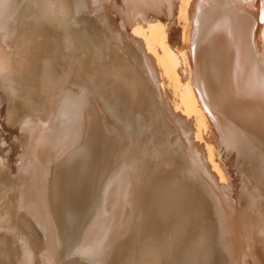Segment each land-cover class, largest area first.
Returning a JSON list of instances; mask_svg holds the SVG:
<instances>
[{"label": "rangeland", "instance_id": "obj_1", "mask_svg": "<svg viewBox=\"0 0 264 264\" xmlns=\"http://www.w3.org/2000/svg\"><path fill=\"white\" fill-rule=\"evenodd\" d=\"M62 1L0 0V56L6 59L8 63L7 66H10L7 69L12 70V76L9 77H6L7 69L0 72V264H71L70 262L73 261L75 263L77 262V264H82L83 262V264H85V262L87 264H111V262L113 264H124L125 261V264H171L175 262V264H206V262L207 264H214L217 262V264H264V221H262V219L264 220V147H262L264 131L260 132L255 129L254 126L242 120L239 115H236L233 108L228 107L230 105L226 103L222 105L223 107L221 106V108H219L225 115L222 116L220 111L219 114L221 117L218 119L219 114L209 109L206 101L202 98L204 95L200 93V83L198 79L199 69L197 64V55L198 53L201 54V46L205 42V38L208 37V33L210 35V32L220 26L222 33L220 34L221 36L218 35L220 39L222 36L224 37V34L230 32L229 27L232 26L234 23L233 21L239 23V20H242L241 22H248L246 25V28H248L247 30L244 28V23L240 22L239 25H241L240 27L244 25L242 28L243 33L245 32L244 37L247 35L246 40L251 44L249 45V43H247L249 45L248 50L250 51L253 48L252 51L249 52V57H251L250 62L254 70H256L255 67L257 66V70L254 74L257 79H262L264 77V57L260 49V39L262 35L261 30L264 26V17L260 16L258 12L247 10L246 8V11H242V8L239 7L243 5L241 3L242 0H225V2L224 0ZM217 1L220 4H218ZM222 1L224 2L223 4L221 3ZM208 3L210 5L212 3V5H215L211 8ZM256 3H259L256 4L257 10H262L264 8V0L263 2L257 0ZM65 4H67V6ZM221 4L223 7H221ZM131 5L135 8L130 7ZM216 5L218 6L216 8L217 10L215 9ZM258 5L261 6L259 7ZM207 6L210 7L209 10ZM172 8L174 10H172ZM185 8L187 9L185 10ZM134 10H136V12ZM222 10H224V14H222ZM178 11L180 12L181 18L183 17L182 19H179L180 15ZM246 12L248 15H246ZM185 13H187L189 17H187ZM196 13L198 14L196 15ZM252 13L255 15V18L250 19V15L254 17ZM171 14L173 15L171 16ZM196 16V23H199L198 25L195 23ZM223 18L224 20H222ZM190 23L193 24L191 25ZM194 26L195 28L193 29ZM190 29L191 31H189ZM193 30L195 32H193ZM155 31H158L156 32L157 34ZM247 31L249 32V36L248 33L246 34ZM153 33L155 34V39L152 36L154 35ZM158 33L162 37L159 36ZM183 36L186 38L184 39ZM156 37L161 40L156 39ZM151 38L153 40H151ZM141 43L144 44L141 45ZM34 53L40 58L35 56ZM144 55L148 58L146 56L144 57ZM36 57L39 59L35 61ZM255 58L257 60H255ZM39 60H41V62ZM43 60L45 62H43ZM254 60L256 62L259 60L258 62L260 64H257ZM42 63L52 69V73L49 77L50 79L48 78L49 80H46V82H49H44L43 85L41 84L42 82L35 79L39 64ZM62 64H65V66H62ZM57 68L60 69L59 73ZM109 68H111L112 71ZM61 70H65L64 74ZM117 70H121V72ZM55 71H57V74L61 77L58 76ZM118 72L125 74H123L125 80H122L123 76L118 74ZM137 72L139 75H136ZM258 73L263 76L257 75ZM53 74H55L56 79ZM64 75L66 77L68 76V78L64 77ZM114 75L117 77L121 75L119 77L122 78L117 79ZM131 79L134 80L133 83H131ZM53 81L55 83H53ZM136 81H138V83ZM110 82L112 84H110ZM134 82H136L137 85L139 84L138 87ZM107 83H109V85ZM114 83H116L117 87ZM48 84L50 85L47 86ZM143 84L146 85V88ZM148 85L151 86L149 91L148 88L150 86ZM57 86L59 87L57 88ZM102 87L104 90H101L103 89ZM42 88L46 89L43 90ZM122 88L125 89L123 93L121 91ZM127 89H130L132 92ZM98 90H101L100 92L102 95H100L101 93H99ZM118 90L121 91V94H119ZM35 91L37 93H35ZM108 91L111 92V95ZM124 91L127 92L126 94H128V97L134 95L132 98L135 99L131 102L129 101L131 100V96L129 98L125 97L124 99L123 97L126 96ZM133 92L136 94H130ZM142 92L144 95L146 93V95L143 96ZM122 94H124V96ZM137 94H141L139 98H137ZM145 97H147V99H145ZM137 99L140 100L138 101L139 103L136 102ZM251 99H254V97L250 98V100ZM87 100H93L95 103L99 104L98 107L105 116V120H107L106 126L108 125L109 129L115 130L118 140L121 141H118L115 147L116 150L114 149L115 151L110 154V161L108 160L109 164L107 163L103 168L105 172L102 170L98 186H95L96 189L94 188L92 191L93 195H91L86 203L85 213L87 215H85L87 217L84 216L83 218L80 231L77 234L79 237L76 235V240L74 239L72 242L73 244L70 243L69 246L65 248V253L60 254L58 253V244L54 236L56 228L52 227L54 225L53 222V225L51 223L53 218H50L49 206L45 197H48V184L51 176L56 175L53 176L56 179L58 176L60 178L61 174L66 173V167H69L78 154L81 139L83 138L82 140H84L87 136L86 130L84 131L80 125L81 108ZM142 100H144V102ZM133 101H135V103H132ZM145 101L147 103L146 105ZM137 105L140 107H137ZM155 105L157 106L156 108L154 107ZM147 107L150 108L148 109ZM157 108L158 111L156 110ZM119 113L122 115H119ZM230 115L233 116L230 117ZM227 117L236 121L232 124L236 126V132L234 130L231 132L230 126H228V123L231 124V122H229ZM220 119H222V123H227L222 124ZM157 120H160L161 123ZM250 130L253 133H251ZM138 135H140V137ZM168 135H170V138ZM255 135L258 139V143ZM227 136L229 139L232 137L231 139L233 140H229ZM166 137L169 139L164 140ZM76 138L78 142L72 145L73 142L76 141ZM192 138L194 139L193 141L191 140ZM122 140L126 143H119L122 142ZM228 140L234 142L236 146ZM132 141L134 142L132 143ZM236 141L238 142L236 143ZM242 142L243 144H241ZM41 144H43V146L45 145L43 151L47 156L43 155V159L40 161L41 155L39 156L38 152ZM136 144L137 148L138 146L140 148L136 149ZM231 144H233L235 148ZM167 145H169V148ZM124 146L125 149L127 148V151H124L125 149L122 150ZM193 146L198 148L196 149V147L194 148ZM164 147L166 150L167 148L169 149L168 152H166ZM150 148L153 150H150ZM129 149L134 150L136 156L134 155L135 153ZM185 149L188 153H186ZM176 150L180 151L176 152ZM183 150L185 152H183ZM173 151L175 153H173ZM260 151L262 153H260ZM180 152L184 154L181 155ZM238 152H240L239 156L237 154ZM130 153L133 155H130ZM177 155H179V157ZM197 155L198 157L202 156L198 158ZM251 155L253 157H251ZM260 155L262 157H260ZM118 157L119 159H117ZM134 159L137 162L134 161ZM166 159L171 161V163ZM178 160L179 163H181L182 160L187 161V163L182 162L178 164ZM260 160L262 162H260ZM247 163L250 168H248ZM193 165L196 166L197 169L193 167ZM109 168L110 171H108ZM150 168H152V170ZM188 168L190 171L186 170L185 172V169ZM174 169H177V171ZM167 170L170 172L169 174L172 178L167 174ZM209 170L210 175L208 174ZM54 172H58L59 175ZM105 174L106 176L108 175L107 178L109 180L106 178ZM173 174L176 179L173 178ZM246 174L249 176H246ZM61 176L63 177V175ZM111 176L114 180H112ZM216 180L218 184H216ZM168 181L169 183H167ZM176 181L177 185L175 186ZM205 186L206 189L210 186L212 192H210V188L207 190L203 188ZM226 186H228V189ZM185 187L187 190L184 189ZM260 188L262 191H259ZM175 191L179 193L178 196ZM159 192L163 195L161 196ZM227 193L230 196H227ZM221 196H223V199ZM167 197L169 198L167 199ZM228 198L231 201L233 200V202L231 203ZM260 201H262V203ZM92 202L94 203L92 204ZM232 204L233 207L236 208V211L231 207ZM97 206L100 209L97 208ZM257 206H259V210ZM239 208L242 212L238 211ZM250 208L254 211L256 210V212L261 211L262 213H256L252 209L251 211ZM162 209H164L165 215L163 212H160ZM173 209L176 211H172ZM232 209L234 212H232ZM245 209L248 213H253H247L245 217L243 216V214L246 215L247 212H245ZM254 213L257 214H255L257 217L253 216ZM160 214L161 217H157L160 216ZM238 214L240 216H237ZM249 215L250 217H248ZM247 218L250 220L249 223H247ZM256 218L260 220L261 224L258 223L259 221ZM158 219H161V222ZM227 222H232V224L230 223L231 225H229ZM245 223L246 225H244ZM161 225H163V228L157 227ZM246 229L250 231L248 230V232ZM238 230L240 232L239 235L238 233L236 234ZM83 232L85 233L83 234ZM238 236L240 239H238ZM181 237H183V239ZM233 238H236V240ZM231 239L232 242H230ZM233 241L235 242V246ZM219 244H221V246ZM231 244H233L234 248H230V246H232ZM130 249L132 250L130 251ZM178 252L180 255L183 254L179 256ZM238 252H240V255H238ZM71 254H74V256ZM111 254L113 257H111ZM70 255L73 257V260ZM63 256L66 257L63 258ZM68 257L71 261H69ZM80 258L84 261L82 262ZM149 259L151 260L150 262ZM94 261H96V263Z\"/></svg>", "mask_w": 264, "mask_h": 264}, {"label": "bare ground", "instance_id": "obj_2", "mask_svg": "<svg viewBox=\"0 0 264 264\" xmlns=\"http://www.w3.org/2000/svg\"><path fill=\"white\" fill-rule=\"evenodd\" d=\"M28 1V0H27ZM30 1V0H29ZM62 1V0H61ZM65 1V0H64ZM260 1H262L263 2V0H260ZM25 2V1H24ZM63 2V1H62ZM61 2V3H62ZM67 2V1H66ZM174 2H177V1H174ZM173 2V3H174ZM181 2V1H180ZM212 2V1H211ZM214 2V1H213ZM216 2V1H215ZM218 2V1H217ZM224 2H225V0H224ZM223 1L221 2L222 4L224 3ZM246 2V3H245ZM245 2H244V0H242L241 1V3L243 4L242 6H246V7H242L241 5L239 6L240 8H242L241 10L242 11H246V9L247 10H251V11H255V12H258L259 14H260V16H263L264 17V8L262 9V10H260L259 8V10H257V6H256V4H259V3H256L257 2V0H245ZM172 3V4H173ZM201 3V2H200ZM60 4V3H59ZM198 4H199V2H198ZM209 4V3H208ZM207 4V5H208ZM213 4V3H212ZM210 5V7L212 8V6H214V5ZM218 4H220L219 2H218ZM221 4V5H222ZM229 4V3H228ZM66 6H67V4H65ZM64 5V6H65ZM140 5V4H139ZM138 5V6H139ZM174 5H175V3H174ZM202 5V4H201ZM201 5H200V8H201ZM220 5V6H221ZM235 5V4H234ZM23 6H24V3H23ZM134 6H135V4H134ZM137 6V7H138ZM140 6H142V5H140ZM173 6V5H172ZM259 7L261 6V5H258ZM264 6V5H263ZM262 6V7H263ZM130 7H133L132 5L130 6ZM180 7V6H179ZM208 7V6H207ZM210 7H208V10L210 9ZM218 6L216 5V7H215V9L217 8ZM221 7H223V5L221 6ZM227 7V6H226ZM22 8V7H21ZM61 8V7H60ZM63 8V7H62ZM133 8H135V7H133ZM140 8V7H139ZM164 8H166V7H164ZM164 8H163V10H164ZM169 8V7H168ZM174 8V7H173ZM172 8V10H174ZM196 8V7H195ZM199 8V7H198ZM239 8V9H240ZM246 8V9H245ZM187 8H185V10H186ZM207 9V8H206ZM23 10V9H22ZM141 10V9H140ZM139 10V11H140ZM166 10H168V9H166ZM200 10V9H199ZM214 10V9H213ZM217 10V9H216ZM215 10V11H216ZM257 10V11H256ZM19 11V10H18ZM135 12H136V10H134ZM165 11V10H164ZM182 11V10H181ZM184 11V10H183ZM220 11V10H219ZM218 11V12H219ZM168 12V11H167ZM169 12H171V11H169ZM179 12V11H178ZM206 12H208V11H206ZM211 12V11H210ZM213 12V11H212ZM224 12V10H222V14H224L223 13ZM232 12V11H231ZM160 13V12H159ZM158 13V14H159ZM173 13V12H172ZM199 13V12H198ZM198 13H196V15L198 14ZM219 13H221V12H219ZM218 13V14H219ZM249 13V12H248ZM136 14V13H135ZM134 14V15H135ZM147 14V13H146ZM170 14V13H169ZM174 14V13H173ZM173 14H171V16L173 15ZM179 15H180V12L178 13ZM186 15H187V13H185ZM209 14V13H208ZM213 14H214V12H213ZM216 14V13H215ZM234 14V13H233ZM253 14V13H252ZM144 15V14H143ZM176 15V14H175ZM212 15V14H211ZM211 15H210V17H211ZM230 15V14H229ZM246 15H248L247 14V12H246ZM254 15V14H253ZM133 16V15H132ZM158 16V15H157ZM169 16V15H168ZM222 16V15H221ZM251 16V17H250ZM250 16H248V17H250V19L251 18H255V15H254V17H252V15H250ZM256 16H258V15H256ZM134 17H136V16H134ZM175 17V16H174ZM178 17V16H177ZM184 17H185V15H184ZM187 17H189L188 15H187ZM186 17V18H187ZM220 17V16H219ZM223 17H224V15H223ZM243 17V16H242ZM244 17H245V15H244ZM157 18V17H156ZM155 18V19H156ZM181 18V15H180V17H179V19ZM183 18V17H182ZM181 18V19H182ZM221 18V17H220ZM220 18H218V19H220ZM256 18H258V17H256ZM188 19V18H187ZM196 19H197V16H196V18H195V23L197 22L196 21ZM201 19V18H200ZM211 19H212V17H211ZM214 19V18H213ZM241 19V18H240ZM246 19V18H245ZM244 19V20H245ZM259 19V18H258ZM77 20V19H76ZM157 20V19H156ZM174 20V19H173ZM193 20V19H192ZM199 20V19H198ZM209 20V19H208ZM217 20V19H216ZM222 20H224V18L222 19ZM239 20V19H238ZM247 20V19H246ZM253 20V19H252ZM264 20V19H263ZM262 20V21H263ZM175 21V20H174ZM173 21V22H174ZM177 21V20H176ZM179 21V20H178ZM214 21H215V19H214ZM221 21V20H220ZM240 22L242 21V20H239ZM156 22H158V21H156ZM171 22H172V19H171ZM171 22H169V23H171ZM200 22V21H199ZM208 22H210V21H208ZM207 22V23H208ZM234 23L232 24V26H230L229 28V31L230 32H228V33H226V34H224V37L222 36V38H220L219 39V37H218V35H220V34H222L221 33V28H220V26H218L217 27V29H215L214 31H212V32H210V35H209V33H208V37H206L205 38V42L202 44V42H201V44H202V46H201V49H202V52H201V54L200 53H198V55H197V64H198V69H199V71H198V79H199V83H200V93L201 94H203L204 96L202 97L205 101H206V104L209 106V109L210 110H212L213 112H215L216 114L218 113H220V111H221V113H222V110H220L219 108H221V106L224 104V103H226L227 105H230V106H228V107H231V108H233V110H234V112L236 113V115H239V117H241V119L242 120H244L245 122H248L249 124H251L252 126H254L255 127V129H257L258 131H264V77L262 78V79H260V78H258L257 79V77L255 76V74H254V72H256V70H257V66L255 67L256 68V70H254L253 69V65H252V63L250 62L251 60V57H249V52H251L252 51V47H253V45H252V47H250V48H252L250 51L248 50V46L249 45H251L249 42H247L248 40H246V36L244 37V33H243V27H244V25H245V30H247L248 28H246V25H247V23H245V22H241V23H244V25H242V27H240L241 25H239V23L238 22H236V21H233ZM251 22V21H250ZM260 22V21H259ZM177 23H179V22H177ZM194 23V22H193ZM192 23V24H193ZM206 23V24H207ZM263 23V22H262ZM156 24V23H155ZM168 24V23H167ZM174 24H176V23H174ZM191 24V23H190ZM191 24V25H192ZM197 24V23H196ZM199 24V23H198ZM197 24V25H198ZM177 25V24H176ZM176 25H174V26H176ZM208 25H209V23H208ZM248 25H250V24H248ZM258 25V24H257ZM260 26V25H259ZM54 27V26H53ZM154 27V26H153ZM156 27V26H155ZM163 27V26H162ZM167 27V26H166ZM168 27H169V25H168ZM209 27H210V25H209ZM248 27V26H247ZM250 27V26H249ZM74 28V27H73ZM189 28V27H188ZM195 28V26L193 27V29ZM205 28H206V26H205ZM251 28H252V26H251ZM259 28V27H258ZM186 29V28H185ZM184 29V30H185ZM208 29V28H207ZM206 29V30H207ZM256 29V28H255ZM136 30V29H135ZM134 30V31H135ZM183 30V31H184ZM211 30H212V28H211ZM250 30V29H249ZM248 30V31H249ZM258 30V29H257ZM257 30H256V32H257ZM133 31V32H134ZM137 31V30H136ZM135 31V32H136ZM161 31V30H160ZM164 31V30H163ZM189 31H191V29L189 30ZM246 32V34L248 33V36H249V32ZM156 32H158V31H155V33ZM193 32H195L194 30H193ZM192 32V33H193ZM252 32H254V33H256L255 31H252ZM79 33V32H78ZM161 33V32H160ZM186 33V32H185ZM152 34V33H151ZM154 34V33H153ZM157 34V33H156ZM159 34V33H158ZM187 34V33H186ZM191 34V33H190ZM207 34V33H206ZM252 34V33H251ZM261 39H260V42H261V51H262V55H263V57H264V26L262 27V30H261ZM142 35V34H141ZM185 35V34H184ZM59 36V35H58ZM135 36V35H134ZM140 36V35H139ZM153 37L155 36V34L154 35H152ZM158 36V35H157ZM159 36H161L160 34H159ZM186 36V35H185ZM221 36V35H220ZM251 36V35H250ZM252 36H254V35H252ZM162 37V36H161ZM200 37V36H199ZM255 37H256V35H255ZM136 38V37H135ZM146 38V37H145ZM183 38H184V36H183ZM186 38V37H185ZM184 38V39H185ZM245 38V39H244ZM154 39H155V37H154ZM156 39H158V40H161V39H159V38H157L156 37ZM189 39V38H188ZM201 39V38H200ZM221 39H223V40H221ZM149 40V39H148ZM151 40H153L152 38H151ZM250 40V39H249ZM252 40H253V38H252ZM252 40H250V41H252ZM259 40V39H258ZM58 41V40H57ZM136 41V40H135ZM198 41V40H197ZM138 42V41H137ZM253 42V41H252ZM94 43V42H93ZM160 43H162V42H160ZM247 43H249V45L247 44ZM255 43L257 44V41L255 40ZM136 44H139V43H136ZM142 44H144V43H141V45ZM194 44H196V43H194ZM254 44V43H253ZM153 45H154V43H153ZM160 45V44H159ZM147 46V45H146ZM258 46H259V44H258ZM155 47V46H154ZM257 47V46H256ZM140 48V47H139ZM52 49V48H51ZM99 49H100V47H99ZM60 50V49H59ZM150 50H151V48H150ZM259 50V49H258ZM144 51H145V49H144ZM143 51V52H144ZM166 51V50H165ZM153 52V51H152ZM167 52V51H166ZM198 52V51H197ZM259 52V51H258ZM147 53V52H146ZM145 53V54H146ZM150 53V52H149ZM148 53V54H149ZM248 53V54H247ZM253 53H256V52H253ZM101 54V53H100ZM147 54V55H148ZM251 54V53H250ZM257 54V53H256ZM259 54V53H258ZM34 55L35 56H38V55H36L35 53H34ZM255 55V54H254ZM58 56V55H57ZM146 55H144V57H145ZM194 56V55H193ZM39 57V56H38ZM147 57V56H146ZM151 57V56H150ZM166 57H167V54H166ZM257 57H259V56H257ZM40 58V57H39ZM39 58H35V61H36V59H39ZM46 58V57H45ZM148 58V57H147ZM146 58V59H147ZM160 58V57H159ZM57 59V58H56ZM41 60H42V57H41ZM41 60H39L40 62H41ZM148 60H152V59H148ZM147 60V61H148ZM159 60V59H158ZM165 60V59H164ZM255 60H257L256 58H255ZM254 60V61H255ZM263 60H264V58H263ZM154 61V60H153ZM156 61V60H155ZM195 61V60H194ZM259 61V60H258ZM256 62L257 64L259 63V62ZM262 61V60H261ZM260 61V62H261ZM39 62V63H40ZM43 62H45L44 60H43ZM57 62H58V60H57ZM57 62H56V64H57ZM196 62V61H195ZM254 62V63H255ZM63 63H65V62H63ZM157 63V62H156ZM159 63V62H158ZM255 63V64H256ZM261 63H263V62H261ZM7 62H6V59H4V58H2L1 56H0V72L2 71V70H6L8 67H10V66H7ZM44 63H42V64H39V67H38V69H37V72H36V77H35V79L36 80H38L39 82H42L41 84L43 85V83L44 82H46V80L50 77V75H51V73H52V69L49 67V66H45V65H43ZM260 64V63H259ZM55 65V64H54ZM65 66V64H62V66ZM67 65V64H66ZM55 66H57V65H55ZM59 66V65H58ZM158 66V65H157ZM61 67V66H60ZM259 67H260V65H259ZM67 68V67H66ZM124 68V67H123ZM196 68H197V65H196ZM261 68V67H260ZM58 69V73H59V68H57ZM61 69H63V68H61ZM110 70H111V68H109ZM117 69V68H116ZM119 69V68H118ZM150 69V68H149ZM160 69V68H159ZM264 69V68H263ZM11 71L12 70H10V69H7V71H6V77L8 76H12V73H11ZM61 71H63V70H61ZM67 71H69V70H67ZM112 71V70H111ZM117 71H119V72H121V70H117ZM159 71V70H158ZM56 72V74H57V71H55ZM64 72H65V70L63 71V74H64ZM118 72V74H121V73H119ZM125 72V71H124ZM197 72V71H196ZM260 72V71H259ZM263 72V71H262ZM60 73H62V72H60ZM114 73V72H113ZM138 73V72H137ZM136 73V75H139V73L137 74ZM261 73V72H260ZM66 74V73H65ZM124 74V73H123ZM123 74H121L122 76H123ZM135 74V73H134ZM54 75V78H55V74H53ZM58 76H60L59 74H57ZM121 75H118V77L117 76H115L117 79H119V78H122V77H119V76H121ZM125 75V74H124ZM133 75V74H132ZM135 75V76H136ZM154 75V74H153ZM159 75V74H158ZM257 75H259V73L257 74ZM261 75V74H260ZM259 75V76H260ZM57 76V77H58ZM141 76V75H140ZM263 75H261V77H262ZM32 77V76H31ZM61 77V76H60ZM59 77V78H60ZM64 77H66L65 75H64ZM105 77V76H104ZM155 77V76H154ZM157 77V76H156ZM54 78H52V79H54ZM66 78H68V76L66 77ZM107 78H108V76H107ZM106 78V79H107ZM140 78V77H139ZM158 78V77H157ZM159 78H160V76H159ZM50 79V78H49ZM48 79V80H49ZM56 79V78H55ZM62 79V78H61ZM102 79V78H101ZM105 79V80H106ZM125 80V78H124V76H123V78H122V80ZM134 79H135V77H134ZM138 79V78H137ZM5 80V79H4ZM63 80H64V78H63ZM99 80V79H98ZM107 80H109V79H107ZM127 80V79H126ZM142 80V79H141ZM140 80V81H141ZM104 81V80H103ZM102 81V82H103ZM114 81V80H113ZM131 83H133V81L134 80H132L131 79ZM143 81V80H142ZM145 81H146V79H145ZM47 82H49V81H47ZM46 82V83H47ZM57 82V81H56ZM107 82V81H106ZM129 82V81H128ZM137 83H138V81H136ZM136 82H134L135 84H136ZM52 83V82H51ZM53 83H55L54 81H53ZM52 83V84H53ZM119 83H122V82H119ZM118 83V84H119ZM142 83V82H141ZM140 83V84H141ZM148 83V82H147ZM26 84V83H25ZM36 84V83H35ZM105 84V83H104ZM108 85H109V83H107ZM110 84H112L111 82H110ZM126 84V83H125ZM30 85V84H29ZM50 84H48L47 86H49ZM106 85V84H105ZM104 85V86H105ZM107 85V86H108ZM114 85L116 86V83H114ZM127 85V84H126ZM132 85V84H131ZM137 85V84H136ZM139 85V84H138ZM138 85H137V87H138ZM119 86H121V85H119ZM124 86V85H123ZM143 86L145 87L146 85H144L143 84ZM148 86H150V85H148ZM192 86V85H191ZM32 87H34V86H32ZM36 87V86H35ZM46 87V86H45ZM59 86H57V88H58ZM117 87V86H116ZM141 87H142V84H141ZM28 88V87H27ZM29 88H30V86H29ZM39 87L37 86V89H38ZM103 88V87H102ZM109 88V87H108ZM119 88H121V87H119ZM125 88H126V86H125ZM131 88H132V86H131ZM146 88V87H145ZM151 88V86L148 88V91H149V89ZM13 89V88H12ZM18 89V88H17ZM41 89V88H40ZM43 89V88H42ZM46 89V88H45ZM45 89H43V90H45ZM53 89V88H52ZM101 89V88H100ZM110 89H111V86H110ZM109 89V90H110ZM141 89V88H140ZM39 90V89H38ZM85 90V89H84ZM94 90V89H93ZM101 90H104V88L103 89H101ZM100 90V91H101ZM123 90H125V89H123L122 88V93H123ZM127 90H129V91H131L130 89H127ZM136 90V89H135ZM141 90H143V89H141ZM141 90H140V92H141ZM37 91V90H36ZM35 91V93H37ZM41 91V90H40ZM83 91V90H82ZM87 91V90H86ZM99 90H98V92L99 93H101ZM111 91V90H110ZM119 91V90H118ZM121 91H119V94H121ZM128 91V92H129ZM134 91V90H133ZM151 91V90H150ZM44 92V91H43ZM46 92V91H45ZM49 92V91H48ZM81 92V91H80ZM90 92V91H89ZM92 92V91H91ZM103 92V91H102ZM109 92V91H108ZM125 92V91H124ZM132 92V91H131ZM136 92V91H135ZM139 92V93H140ZM146 92V91H145ZM16 93V92H15ZM50 93V92H49ZM106 93V92H105ZM111 92H109V94H110ZM118 93V92H117ZM127 92H125V95L126 96H124V94H122L124 97V99H125V97H127V98H129L127 95L128 94H126ZM150 93V92H149ZM47 94V93H46ZM130 94H136V93H130ZM142 94H143V92H142ZM92 95V94H91ZM100 95H102V93L100 94ZM106 95H107V93H106ZM105 95V96H106ZM111 95V94H110ZM138 95V94H137ZM139 95H141V94H139ZM138 95V97L137 98H139L140 96ZM145 95H146V93H145ZM144 94H143V96H145ZM150 95V94H149ZM87 96V95H86ZM134 96V95H133ZM133 96H131V100H129L130 102L133 100V99H135V98H132ZM136 96V95H135ZM80 97V96H79ZM109 97V96H108ZM122 97V96H121ZM254 97V99L255 100H257V101H255L254 99H251L250 100V98H253ZM99 98H100V96H99ZM101 98H102V96H101ZM106 98H107V96H106ZM127 98H126V101H127ZM142 99H143V97H142ZM145 99H147V97H145ZM150 99V98H149ZM152 99V98H151ZM156 99H158V98H156ZM97 100V99H96ZM153 100V99H152ZM113 101V100H112ZM138 101H140V100H136V102H138ZM143 102H144V100H142ZM148 101H150V100H148ZM74 102V101H73ZM72 102V103H73ZM107 102H108V100H107ZM121 102H122V100H121ZM152 102V101H151ZM159 102V101H158ZM71 103V104H72ZM75 103V102H74ZM132 103H135V101H133ZM139 103V102H138ZM137 103V104H138ZM205 103V102H204ZM70 104V105H71ZM110 104V103H109ZM126 104V103H125ZM144 104V103H143ZM147 103H146V101H145V105H146ZM169 104V103H168ZM75 105V104H74ZM134 105H136V104H134ZM133 105V106H134ZM144 105V106H145ZM152 105V104H151ZM150 105V106H151ZM171 105V104H170ZM99 106V104H97V103H95L93 100H87V102H84V104L82 105V108H81V112H80V115H81V123H80V125H81V127L84 129V131L86 130V132H87V136H86V138H84V140H82L81 139V142H80V145H79V149H78V154L76 155V157H75V159L71 162V164L69 165V167H66L67 168V170H66V173H63V174H61L60 172V174L61 175H63V177L60 175V178H59V176H58V178H56L55 179V177H53V176H56V175H53V174H51V175H53V176H51V178H50V176H49V184H48V197H45L46 198V200H47V204H48V206H49V211H50V218H53L52 220L53 221H51V223L53 222L54 223V225H53V223H52V227H54V228H56L55 230V234H54V236H55V239H56V241H57V244H58V249H59V252L58 253H60V254H64L65 253V248L66 247H68L69 246V244L70 243H72L73 241H74V239L76 240V235L79 233V231H80V228H81V224H82V222H83V218H84V216L85 217H87L86 215V213H85V207H86V203L88 202V199L91 197V195H93L92 194V191H93V189L95 188V186L97 185L98 186V183H99V179L101 178V174H102V170H104L103 168L106 166V164L108 163V160L110 161V159H109V156L111 157V153L113 152V151H115L116 149H115V147L117 146V143H118V141H121V140H118V138H117V134H116V132H115V130H112V129H109V126L107 125L106 126V121L107 120H105V116L103 115V113H102V111H101V109L98 107ZM131 106V105H130ZM140 106H141V104H140ZM140 106H138L137 105V107H140ZM135 107V106H134ZM143 107V106H142ZM155 108L157 107L156 105L154 106ZM154 107H152V108H154ZM223 107V106H222ZM70 108V107H69ZM72 108V107H71ZM148 109L150 108V107H147ZM116 109V108H115ZM141 109H143V108H141ZM223 109V108H222ZM226 109V108H225ZM152 110V109H151ZM157 111H158V108L156 109ZM154 111V110H153ZM160 111V110H159ZM172 111H173V109H172ZM218 111V112H217ZM225 111V110H224ZM223 111V112H224ZM127 112V111H126ZM131 112V111H130ZM141 112H144V111H141ZM149 112V111H148ZM155 112V111H154ZM152 113V112H151ZM157 113V112H156ZM175 113V112H174ZM136 114V113H135ZM144 114V113H143ZM155 114V113H154ZM119 115H122L121 113H119ZM151 115V114H150ZM155 115H157V114H155ZM154 115V116H155ZM160 115V114H159ZM222 116L223 115H225V113L223 114H221ZM158 116V115H157ZM233 115H230V117H232ZM135 117V116H134ZM137 117H138V115H137ZM140 117V116H139ZM149 117V116H148ZM162 117V116H161ZM219 117H221L220 116V114L218 115V119H219ZM224 117H226V116H224ZM114 118V117H113ZM154 118V117H153ZM156 118V117H155ZM235 118V117H234ZM107 119V118H106ZM127 119V118H126ZM157 119V118H156ZM159 119V118H158ZM162 119V118H161ZM173 119V118H172ZM223 119V118H222ZM222 119H220V121L222 120ZM227 119L229 120V122H231V124H229L228 123V126H230L229 128L231 129V132L234 130L235 131V129H236V126H234V125H232L233 123H235L236 121H233L232 119H230L229 117H227ZM151 120H152V118H151ZM175 120V119H174ZM236 120V119H235ZM155 121V120H154ZM158 121V120H157ZM160 121V120H159ZM158 121V122H159ZM225 121V120H224ZM241 121V120H240ZM110 122V121H109ZM127 122V121H126ZM125 123V122H124ZM128 123V122H127ZM157 123V122H156ZM160 123H161V121H160ZM159 123V124H160ZM163 123V122H162ZM221 123H222V121H221ZM223 123H227V122H223ZM222 123V124H223ZM73 124V123H72ZM71 124V125H72ZM76 124V123H75ZM132 124V123H131ZM144 124V123H143ZM158 124V125H159ZM127 125V124H126ZM155 125H157V124H155ZM239 125V124H238ZM246 125V124H245ZM122 126V125H121ZM133 126V125H132ZM160 126V125H159ZM158 126V127H159ZM249 126V125H248ZM248 126H246V127H248ZM157 127V128H158ZM223 127H224V125H223ZM244 127V126H243ZM112 128V127H111ZM228 128V127H227ZM83 129H82V131H83ZM126 129V128H125ZM165 129V128H164ZM164 129H163V131H164ZM252 129V128H251ZM144 130V129H143ZM161 130V129H160ZM247 130H249V129H247ZM253 130V129H252ZM135 131V130H134ZM166 132V131H165ZM228 132V131H227ZM236 132V131H235ZM247 132V131H246ZM250 132H251V130H250ZM250 132H248V133H250ZM142 133V132H141ZM149 133V132H148ZM169 133V132H168ZM247 133V134H248ZM251 133H253V132H251ZM134 134H137V133H134ZM133 134V135H134ZM166 134V133H165ZM82 135V134H81ZM132 135V134H131ZM149 135V134H148ZM234 135V134H233ZM240 135V134H239ZM250 135V134H249ZM254 135V134H253ZM257 135V134H256ZM256 135H255V138H256ZM84 136V135H83ZM139 137H140V135H138ZM260 136V135H259ZM259 136H257V137H259ZM264 136V135H263ZM85 137V136H84ZM148 137V136H147ZM146 137V138H147ZM168 137L170 138V135H168ZM252 137V136H251ZM254 137V136H253ZM137 138V137H136ZM135 138V139H136ZM142 138V137H141ZM162 138V137H161ZM167 138V137H166ZM164 139V140H168L169 138H167V139ZM190 138V137H189ZM227 138L229 139V137L227 136ZM232 137H230V139H231ZM239 138V137H238ZM254 138V139H255ZM260 138V137H259ZM125 139V138H124ZM123 139V140H124ZM138 139V138H137ZM142 139H145L144 137L142 138ZM158 139H159V137H158ZM229 139V140H230ZM123 140H122V142H119V143H124L123 142ZM141 140V139H140ZM156 140V139H155ZM179 140H180V138H179ZM192 141L194 140L193 138L191 139ZM228 140V141H229ZM233 139H231V141H232ZM249 140H251V139H249ZM256 140H257V143H258V139L256 138ZM256 140H254V141H256ZM263 140V139H262ZM51 141V140H50ZM130 141V140H129ZM143 141V140H142ZM154 141V140H153ZM161 141L163 142V140L161 139ZM189 141H190V139H189ZM196 141V140H195ZM235 141V140H234ZM242 141V140H241ZM240 141V142H241ZM260 141V140H259ZM52 142V141H51ZM76 142H78V139L76 138V141L75 142H73V144L72 145H74V143L76 144ZM134 141H132V143H133ZM141 142V141H140ZM154 142H156V141H154ZM161 142V143H162ZM230 142V141H229ZM238 141H236V143H237ZM239 142V143H240ZM248 142V141H247ZM246 142V143H247ZM43 143H45V142H43ZM126 143V142H125ZM136 143V142H135ZM161 143H159V144H161ZM166 143H168V142H166ZM230 143H234V142H230ZM256 143V142H255ZM263 143H264V141H263ZM263 143H262V147H264L263 146ZM48 144V143H47ZM139 144H141V143H139ZM150 144V143H149ZM155 144V143H154ZM179 144H180V142H179ZM196 144V143H195ZM235 144V143H234ZM241 144H243V142L241 143ZM253 144V143H252ZM133 145V144H132ZM143 145V144H142ZM151 145V144H150ZM149 145V146H150ZM153 145V144H152ZM166 145V144H165ZM192 145H193V143H192ZM231 145H233V144H231ZM248 145V144H247ZM250 145V144H249ZM260 145V144H259ZM45 146V145H44ZM44 146H43V144H41L40 145V147H39V156L41 155V159H40V161L43 159V155H45L44 154V151H43V148H44ZM123 146V145H122ZM135 146V145H134ZM169 145H167V147H168ZM234 146V145H233ZM235 146H236V144H235ZM235 146H234V148H235ZM237 146H238V144H237ZM255 146V145H254ZM253 146V147H254ZM130 147V146H129ZM128 147V148H129ZM153 147V146H152ZM171 147V146H170ZM173 147H175V146H173ZM182 147V146H181ZM184 147V146H183ZM194 147V146H193ZM196 147V146H195ZM194 147V148H195ZM247 147H249V146H247ZM260 147V146H259ZM50 148V147H49ZM54 148V147H53ZM76 148V147H75ZM131 148V147H130ZM138 148H140L139 146H138ZM137 148V144H136V149H138ZM169 148V147H168ZM167 148V150H166V148L164 147V149L166 150V152H168V149ZM198 147H196V149H197ZM242 148H244V147H242ZM257 148H258V145H257ZM115 149V150H114ZM123 149H125V146L124 147H122V150ZM127 149V148H126ZM124 150V151H127V150ZM149 149V148H148ZM152 148H150V150H151ZM195 149V150H196ZM247 149H250V148H247ZM251 149H252V147H251ZM254 149V148H253ZM261 149H263V148H261ZM77 150V149H76ZM118 150V149H117ZM130 150V149H129ZM132 150V149H131ZM130 150V151H131ZM146 150V149H145ZM153 150V149H152ZM159 150V149H158ZM186 150V149H185ZM194 150V151H195ZM237 150H238V148H237ZM255 150V149H254ZM254 150H252V151H254ZM52 151V150H51ZM129 151V152H130ZM133 151V153H135L134 152V150H132ZM138 151V150H137ZM140 151V150H139ZM144 151V150H143ZM157 151V150H156ZM178 151H180V150H178ZM177 150H176V152H178ZM199 151V150H198ZM197 151V152H198ZM256 151V150H255ZM58 152V151H57ZM75 152V151H74ZM153 152V151H152ZM183 152H185L184 150H183ZM197 152H195V153H197ZM250 152V151H249ZM263 152H264V150H263ZM115 153H117V152H115ZM144 153H145V151H144ZM157 153V152H156ZM155 153V154H156ZM173 153H175L174 151H173ZM186 153H188V151L186 150ZM239 153L240 152H238L237 154H238V156H239ZM253 153V152H252ZM255 153V152H254ZM260 153H262L261 151H260ZM64 154V153H63ZM62 154V155H63ZM72 154V153H71ZM70 154V155H71ZM126 154V153H125ZM127 154H128V152H127ZM126 154V155H127ZM132 153H130V155H131ZM178 154V153H177ZM180 154L182 155V154H184V153H182V152H180ZM198 154V153H197ZM255 154H257V153H255ZM264 154V153H263ZM263 154H262V156H263ZM57 155V154H56ZM58 155H60V154H58ZM69 155V156H70ZM114 155V154H113ZM121 155H123V154H121ZM126 155H124V156H126ZM133 155V154H132ZM135 156H136V153L134 154ZM138 155H139V153H138ZM137 155V156H138ZM140 155H141V153H140ZM144 155V154H143ZM165 155H166V153H165ZM186 155V154H185ZM188 155V154H187ZM195 155V154H194ZM200 155V154H199ZM254 155V154H253ZM258 155V154H257ZM45 156H47V154L45 155ZM55 156V155H54ZM53 156V157H54ZM68 156V155H67ZM123 156V157H124ZM164 156V155H163ZM178 157H179V155H177ZM184 156V155H183ZM189 156V155H188ZM202 156V155H201ZM200 156V157H201ZM261 155H260V157H262ZM51 157V156H50ZM52 157V158H53ZM139 157V156H138ZM197 157H198V155H197ZM200 157H198V158H200ZM251 157H253L252 155H251ZM45 158V157H44ZM126 158V157H125ZM124 158V159H125ZM155 158V157H154ZM185 158H188V157H185ZM245 158V157H244ZM264 158V157H263ZM262 158V159H263ZM55 159V158H54ZM117 159H119V157L117 158ZM151 159H153V158H151ZM168 159V158H167ZM166 159V160H167ZM178 159V158H177ZM182 159V158H181ZM261 159V158H260ZM58 160V159H57ZM122 160V159H121ZM127 160V159H126ZM130 160V159H129ZM150 160V159H149ZM169 160V159H168ZM167 160V161H168ZM170 160H171V158H170ZM190 160V159H189ZM202 160V159H201ZM52 161V160H51ZM67 161V160H66ZM70 161H71V159H70ZM114 161V160H113ZM134 161H136L135 159H134ZM166 161V162H167ZM191 161V160H190ZM47 162V161H46ZM123 162H124V160H123ZM129 162V161H128ZM137 162V161H136ZM139 162V161H138ZM168 162H170L171 163V161H168ZM182 162H185V163H187V161H183L182 160ZM181 162V163H182ZM199 162V161H198ZM248 162H250V161H248ZM260 162H262L261 160H260ZM259 162V163H260ZM115 163H117V162H115ZM115 163H113V164H115ZM152 163V162H151ZM156 163V162H155ZM160 163V162H159ZM165 163V162H164ZM178 164H181V163H179V160H178V162H177ZM191 163V162H190ZM202 163V162H201ZM205 163V162H204ZM251 163V162H250ZM57 164H58V162H57ZM109 164V163H108ZM118 164V163H117ZM117 164H115V165H117ZM125 164V163H124ZM147 164V163H146ZM167 164V163H166ZM61 166H63L62 164H60ZM65 165V164H64ZM148 165V164H147ZM149 165H151V164H149ZM154 165V164H153ZM165 165V164H164ZM172 165V164H171ZM174 165H177V164H174ZM173 165V166H174ZM201 165V164H200ZM247 165H248V163H247ZM123 166H125V165H123ZM156 166V165H155ZM187 166H189V165H187ZM205 166H206V164H205ZM55 167V166H54ZM177 167H179V166H177ZM176 167V168H177ZM182 167V166H181ZM193 167H196V166H194L193 165ZM38 168H39V166H38ZM60 168V167H59ZM62 168H64V167H62ZM61 168V169H62ZM66 168H64V169H66ZM119 168V167H118ZM146 168V167H145ZM153 168V167H152ZM152 168H150L151 170H152ZM173 168V167H172ZM190 168H191V166H190ZM201 168V167H200ZM248 168H250V166L248 165ZM43 169V168H42ZM57 169V168H56ZM61 169H59V170H61ZM123 169V168H122ZM131 169V168H130ZM168 169V168H167ZM178 169V168H177ZM177 169L175 170V171H177ZM194 169V168H193ZM193 169H192V173H193ZM196 169H197V167H196ZM199 169V168H198ZM206 169H208V168H206ZM258 169H260V168H258ZM49 170V169H48ZM52 170V169H51ZM58 170V171H59ZM112 170V169H111ZM124 170V169H123ZM133 170H135V169H133ZM138 170H139V167H138ZM163 170V169H162ZM173 170V171H174ZM186 170H188V171H190V169L188 168V169H185V172H186ZM195 170V169H194ZM210 170H211V168H210ZM210 170L208 171V174L210 175ZM39 171H41V170H39ZM62 171V170H61ZM106 171H107V169H106ZM108 171H110V168H109V170ZM146 171V170H145ZM150 171V170H149ZM158 171V170H157ZM172 171V170H171ZM179 171V170H178ZM182 171V170H181ZM184 171V170H183ZM188 171H187V174H188ZM202 171H204V170H202ZM49 172V171H48ZM104 172H105V170H104ZM119 172H121V171H119ZM154 172V171H153ZM167 172H168V170H167ZM195 172V171H194ZM249 172H250V170H249ZM55 173V172H54ZM157 173V172H156ZM164 173V172H163ZM170 172H168L167 174L169 175V176H171L170 174H169ZM175 173H177V172H175ZM198 173V172H197ZM203 173V172H202ZM204 173H206V172H204ZM47 174H49V173H47ZM55 174H58V172L57 173H55ZM108 174H109V172H108ZM123 174V173H122ZM166 174V176H167V178H168V175ZM186 174V173H185ZM184 174V175H185ZM250 174V173H249ZM59 175V174H58ZM114 175V174H113ZM116 175H118V174H116ZM115 175V176H116ZM164 175H165V173H164ZM179 175V174H178ZM177 175V176H178ZM199 175V174H198ZM105 176H106V174H105ZM105 176H104V178H105ZM108 176V175H107ZM107 176H106V178H107ZM115 176H114V178H115ZM119 176V175H118ZM142 176V175H141ZM141 176H140V178H141ZM160 176H161V174H160ZM182 176V175H181ZM208 176V175H207ZM207 176H206V178H207ZM246 176H249L248 174H246ZM111 178H112V176H111ZM157 178H158V176H157ZM171 178H172V176H171ZM173 178H174V174H173ZM178 178H179V176H178ZM189 178H190V176H189ZM212 178H213V176H212ZM216 178V177H215ZM108 179V178H107ZM163 179V178H162ZM164 179H165V176H164ZM174 179H176V178H174ZM181 179V178H180ZM186 179V178H185ZM187 179H188V176H187ZM209 179H210V176H209ZM218 179V178H217ZM246 179V178H245ZM244 179V180H245ZM104 180V179H103ZM109 180V179H108ZM112 180H114L113 178H112ZM127 180V179H126ZM136 180V179H135ZM160 180V179H159ZM166 180V179H165ZM168 180V179H167ZM179 180V179H178ZM182 180H183V178H182ZM181 180V181H182ZM191 180V179H190ZM211 180V179H210ZM105 181V180H104ZM107 181V180H106ZM161 181V180H160ZM184 181V180H183ZM194 181V180H193ZM215 181V180H214ZM217 181V180H216ZM249 181V180H248ZM256 181V180H255ZM48 182V181H47ZM107 182H109V181H107ZM144 182V181H143ZM157 182V181H156ZM155 182V183H156ZM179 182V181H178ZM205 182V181H204ZM203 182V183H204ZM224 182V181H223ZM259 182V181H258ZM46 183V182H45ZM101 183H102V181H101ZM104 183V182H103ZM145 183V182H144ZM147 183V182H146ZM150 183V182H149ZM167 183H169V181L167 182ZM193 183V182H192ZM231 183V182H230ZM107 184V183H106ZM126 184H127V182H126ZM166 184V183H165ZM199 184V183H198ZM215 184V183H214ZM216 184H218V181L216 182ZM103 185V184H102ZM159 185V184H158ZM177 185V181H176V184H175V186ZM200 185H201V183H200ZM199 185V186H200ZM211 185H213V184H211ZM229 185V184H228ZM258 185V184H257ZM96 186V187H97ZM106 186V185H105ZM224 186V185H223ZM233 186V185H232ZM161 187V186H160ZM167 187H168V185H167ZM170 187V186H169ZM172 187V186H171ZM178 187V186H177ZM218 187H220V186H218ZM228 186H226V188H227ZM229 187H230V185H229ZM250 187V186H249ZM248 187V188H249ZM257 187V186H256ZM158 188H159V186H158ZM203 188H205L206 189V186L205 187H203ZM208 188H210V186L208 187ZM207 188V189H208ZM246 188V187H245ZM253 188V187H252ZM259 188V187H258ZM96 189V188H95ZM136 189V188H135ZM157 189V188H156ZM163 189V188H162ZM165 189V188H164ZM178 189V188H177ZM184 189H186V187L184 188ZM206 189V190H207ZM211 189V188H210ZM228 189V188H227ZM231 189V188H230ZM229 189V190H230ZM257 189V188H256ZM101 190V189H100ZM153 190V189H152ZM151 190V191H152ZM155 190V189H154ZM161 190V189H160ZM165 190H167V189H165ZM187 190V189H186ZM190 190V189H189ZM217 190H219V189H217ZM248 190V189H247ZM253 190V189H252ZM97 191V190H96ZM99 191V190H98ZM102 191H103V188H102ZM135 191V190H134ZM141 191H143V190H141ZM147 191V190H146ZM164 191V190H163ZM170 191V190H169ZM178 191H179V189H178ZM245 191V190H244ZM259 191H262V189L260 188L259 189ZM155 192V191H154ZM174 192V191H173ZM176 192V191H175ZM205 192V191H204ZM203 192V193H204ZM210 192H212V189H211V191ZM218 192V191H217ZM227 192V191H226ZM100 193H101V191H100ZM160 193V192H159ZM177 193V196H178V192H176ZM183 193H184V191H183ZM203 193H201L202 195H204ZM219 193V192H218ZM221 193H222V191H221ZM241 193V192H240ZM253 193V192H252ZM142 194V193H141ZM161 194V193H160ZM167 194V193H166ZM165 194V195H166ZM172 194V193H171ZM207 194H208V192H207ZM259 194H261V193H259ZM263 194H264V192H263ZM102 195V194H101ZM143 195V194H142ZM145 195V194H144ZM151 195V194H150ZM163 194H161V196H162ZM164 195V196H165ZM189 195V194H188ZM211 195V194H210ZM209 195V196H210ZM219 195V194H218ZM222 195H223V193H222ZM98 196V195H97ZM205 196H206V194H205ZM208 196V195H207ZM227 196H230V195H228V193H227ZM93 197H95V196H93ZM102 197V196H101ZM100 197V198H101ZM137 197H139V196H137ZM142 197V196H141ZM146 197V196H145ZM144 197V198H145ZM148 197V196H147ZM153 197H155V196H153ZM152 197V198H153ZM176 197V196H175ZM174 197V198H175ZM187 197V196H186ZM185 197V198H186ZM223 196H221V198H222ZM225 197V196H224ZM256 197V196H255ZM96 198V197H95ZM99 198V199H100ZM150 198H151V196H150ZM149 198V199H150ZM157 198V197H156ZM169 197H167V199H168ZM171 198V197H170ZM189 198H191V197H189ZM210 198V197H209ZM212 198H213V194H212ZM211 198V199H212ZM226 198V197H225ZM232 198V197H231ZM242 198V197H241ZM260 198V197H259ZM99 199H98V201H99ZM184 199V198H183ZM198 199V198H197ZM208 199V198H207ZM223 199V198H222ZM221 199V200H222ZM229 199V198H228ZM232 199H234V198H232ZM90 200H93V199H90ZM97 200V199H96ZM131 200V199H130ZM142 200V199H141ZM146 200V199H145ZM177 200V199H176ZM190 200V199H189ZM230 200V199H229ZM264 200V199H263ZM262 200V201H263ZM160 201V200H159ZM231 201V200H230ZM262 201H260L261 203H262ZM91 202V201H90ZM101 202V201H100ZM143 202V201H142ZM141 202V203H142ZM169 202V201H168ZM179 202V201H178ZM177 202V203H178ZM188 202V201H187ZM214 202V201H213ZM212 202V203H213ZM222 202V201H221ZM233 202V200L231 201V203ZM242 202V201H241ZM94 202H92V204H93ZM95 203H96V201H95ZM150 203V202H149ZM153 203V202H152ZM185 203V202H184ZM191 203H192V201H191ZM223 203H224V201H223ZM225 203H226V200H225ZM224 203V204H225ZM235 203V202H234ZM244 203H247V202H244ZM259 203V202H258ZM101 204V203H100ZM161 204V203H160ZM166 204H168V203H166ZM170 204V203H169ZM185 204H187V203H185ZM223 204V205H224ZM236 204V203H235ZM97 205V204H96ZM150 205V204H149ZM148 205V206H149ZM178 205V204H177ZM212 205V204H211ZM242 205L244 206V204L242 203ZM93 206V205H92ZM160 206V205H159ZM196 206V205H195ZM246 206V205H245ZM248 206V205H247ZM158 207V206H157ZM167 207H169V206H167ZM191 207V206H190ZM229 207V206H228ZM231 207H233V204H232V206ZM251 207V206H250ZM258 207V210H259V206H257ZM256 207V208H257ZM89 208V207H88ZM97 208H99L98 206H97ZM151 208V207H150ZM164 208V207H163ZM173 208V207H172ZM193 208V207H192ZM234 208V207H233ZM240 208H241V206H240ZM240 208H239V212H242V210L240 211ZM245 208V207H244ZM249 208V207H248ZM100 209V208H99ZM157 209V208H156ZM155 209V210H156ZM159 209V208H158ZM165 209V208H164ZM164 209H162L160 212H163V214L165 215V213H164ZM235 210L234 211H236V208H234ZM242 209V208H241ZM247 209V208H246ZM245 209V212L247 211ZM252 208H250V210H251ZM260 209H261V207H260ZM89 210H91V209H89ZM126 210V209H125ZM139 210V209H138ZM181 210V209H180ZM227 210V209H226ZM249 210V211H250ZM253 210V209H252ZM251 210V211H252ZM48 211V212H49ZM172 211H174V209L172 210ZM176 211V210H175ZM174 211V212H175ZM213 211V210H212ZM233 211V209H232V212H234ZM237 211V212H238ZM254 211V210H253ZM169 212V211H168ZM178 212V211H177ZM245 212H243V213H245ZM254 212H256V210L254 211ZM259 212V211H258ZM258 212H256V213H258ZM261 212V211H260ZM260 212H259V214H260ZM214 213V212H213ZM229 213H230V211H229ZM247 213H248V211L246 212V215H244L243 214V216H247ZM250 213V212H249ZM248 213V214H249ZM253 213V212H252ZM252 213H250V214H252ZM256 213H254L253 214V216H255V214ZM262 213V212H261ZM86 214V215H85ZM151 214H152V212H151ZM162 214V213H161ZM161 214H160V216H157V217H161ZM162 214V215H163ZM182 214V213H181ZM186 214H187V212H186ZM237 214V213H236ZM147 215V214H146ZM154 215V214H153ZM170 215V214H169ZM172 215V214H171ZM257 215V214H256ZM262 215V214H261ZM263 215H264V213H263ZM182 216V215H181ZM189 216V215H188ZM230 216H231V213H230ZM236 216V215H235ZM237 216H240L239 214L237 215ZM236 216V217H237ZM241 216H242V213H241ZM173 217H174V215H173ZM187 217V216H186ZM245 217H242V218H245ZM248 217H250V215L248 216ZM255 217H257V216H255ZM177 218V217H176ZM180 218V217H179ZM231 218V217H230ZM238 218V217H237ZM236 218V219H237ZM87 219V218H86ZM153 219V218H152ZM234 219H235V217H234ZM239 219V218H238ZM257 220H258V218H256ZM159 220V219H158ZM172 220V219H171ZM220 220V219H219ZM226 220H228V219H226ZM225 220V221H226ZM240 220V219H239ZM245 220V219H244ZM244 220H243V222H244ZM251 220H254V219H251ZM256 220V221H257ZM135 221V220H134ZM160 222H161V219L159 220ZM231 221V220H230ZM233 221V220H232ZM247 223H249L250 222V220H248V218H247ZM259 222L258 223H260V220H258ZM262 221H264L263 219H262ZM86 222V221H85ZM84 222V223H85ZM169 222V221H168ZM233 222H235V221H233ZM238 222V221H237ZM237 222H236V227H237ZM83 223V224H84ZM156 223H157V221H156ZM170 223V222H169ZM179 223V222H178ZM181 223H182V221H181ZM229 225H231L232 224V222H227ZM227 223H226V225H227ZM256 223V222H255ZM257 223V224H258ZM263 223V222H262ZM161 224V223H160ZM159 224V225H160ZM173 224V223H172ZM216 224V223H215ZM241 224H242V222H241ZM252 224V223H251ZM250 224V225H251ZM256 224V225H257ZM261 224V223H260ZM119 225H121V224H119ZM147 225H148V223H147ZM158 225V224H157ZM219 225V224H218ZM229 225H228V227H229ZM240 225V224H239ZM243 225V224H242ZM241 225V226H242ZM244 225H246V223L244 224ZM264 225V224H263ZM153 226V225H152ZM163 225H161V226H157V227H161V228H163L162 227ZM255 226V225H254ZM85 227H86V224H85ZM84 227V228H85ZM135 227V226H134ZM144 227V226H143ZM167 227V226H166ZM186 227V226H185ZM235 227V226H234ZM235 227V228H236ZM258 227V226H257ZM262 227V226H261ZM264 227V226H263ZM149 228H150V225H149ZM148 228V229H149ZM179 228V227H178ZM216 228V227H215ZM219 228V227H218ZM232 228H233V225H232ZM247 228V227H246ZM256 228V227H255ZM86 229V228H85ZM88 229V228H87ZM147 229V228H146ZM155 229V228H154ZM173 229H174V227H173ZM226 229H228V228H226ZM231 229V228H230ZM234 229V228H233ZM237 229V228H236ZM244 229V228H243ZM261 229V228H260ZM260 229H257V230H260ZM132 230H134V229H132ZM150 230V229H149ZM229 230V229H228ZM227 230V231H228ZM232 230V229H231ZM247 231L249 230V229H246ZM253 230V229H252ZM85 231V230H84ZM139 231V230H138ZM151 231V230H150ZM181 231H183V230H181ZM236 231V230H235ZM250 231V230H249ZM248 231V232H249ZM262 231V230H261ZM153 232V231H152ZM174 232V231H173ZM217 232V231H216ZM215 232V233H216ZM230 232V231H229ZM242 232V231H241ZM85 232H83V234H84ZM131 233H133V232H131ZM145 233H146V231H145ZM149 233V232H148ZM156 233V232H155ZM182 233V232H181ZM180 233V234H181ZM183 233H185L184 231H183ZM187 233V232H186ZM191 233V232H190ZM238 233V235H239V230H238V232H236V234ZM245 233V232H244ZM252 233V232H251ZM256 233H258V232H256ZM259 233H260V231H259ZM258 233V234H259ZM82 234V235H83ZM217 234V233H216ZM226 234H227V232H226ZM233 234V233H232ZM231 234V236L233 237V235ZM80 235V234H79ZM81 235V236H82ZM86 235V234H85ZM133 235V234H132ZM146 235H147V233H146ZM151 235V234H150ZM183 235V234H182ZM193 235V234H192ZM230 235V234H229ZM257 235V234H256ZM78 236V235H77ZM80 236V237H81ZM153 236V235H152ZM156 236V235H155ZM183 236H185V235H183ZM227 236V235H226ZM237 236V235H236ZM235 236V237H236ZM241 236V235H240ZM260 236H261V234H260ZM79 237V236H78ZM83 237V236H82ZM87 237V236H86ZM134 237H135V235H134ZM139 237V236H138ZM146 237V236H145ZM192 237H194V236H192ZM257 237V236H256ZM182 239H183V237H181ZM187 238V237H186ZM228 238V237H227ZM83 239V238H82ZM146 239V238H145ZM179 239V238H178ZM234 239V238H233ZM238 239H240L239 238V236H238ZM255 239V238H254ZM218 240V239H217ZM220 240V239H219ZM234 240H236V238L234 239ZM262 240V239H261ZM81 241H83V240H81ZM81 241H79V242H81ZM144 241V240H143ZM241 241H242V239H241ZM245 241V240H244ZM191 242H192V239H191ZM230 242H232V239L230 240ZM234 242V241H233ZM237 242V241H236ZM261 242H263V241H261ZM75 243V242H74ZM190 243V242H189ZM217 243V242H216ZM215 243V244H216ZM242 243H243V241H242ZM241 243V244H242ZM67 244V245H66ZM73 244V243H72ZM83 244V243H82ZM82 244H80V245H82ZM87 244V243H86ZM147 244V243H146ZM179 244V243H178ZM234 244V246H235V242L233 243ZM233 244H231L232 246H230V248L231 247H233ZM236 244H239V243H236ZM80 245H79V247H80ZM220 246H221V244H219ZM225 245V244H224ZM256 245V244H255ZM117 246V245H116ZM179 246V245H178ZM237 246V245H236ZM72 247V246H71ZM82 247V246H81ZM84 247V246H83ZM129 247V246H128ZM127 247V248H128ZM142 247H143V245H142ZM175 247H177V246H175ZM219 247V246H218ZM222 247H223V245H222ZM226 247V246H225ZM228 247H229V245H228ZM238 247H239V245H238ZM240 247H241V245H240ZM180 248H182V247H180ZM217 248V247H216ZM234 248V247H233ZM237 248V247H236ZM84 249V248H83ZM116 249V248H115ZM126 249V248H125ZM141 249V248H140ZM179 249V248H178ZM217 249H219V248H217ZM229 249V248H228ZM238 249V248H237ZM245 249V248H244ZM77 250V249H76ZM79 250V249H78ZM89 250V249H88ZM132 249H130V251H131ZM144 250H145V248H144ZM147 250V249H146ZM235 250V249H234ZM248 250V249H247ZM81 251V250H80ZM148 251V250H147ZM153 251V250H152ZM232 251V250H231ZM237 251V250H236ZM68 252V251H67ZM74 252V251H73ZM72 252V253H73ZM128 252V251H127ZM141 252V251H140ZM177 252V251H176ZM180 252V251H179ZM178 252V254H179V256H181L180 255V253ZM219 252V251H218ZM227 252V251H226ZM248 252H249V250H248ZM258 252V251H257ZM70 253V252H69ZM74 253H76V252H74ZM134 253V252H133ZM236 253V252H235ZM239 254L238 255H240V252H238ZM253 253V252H252ZM59 254V255H60ZM67 254V253H66ZM132 254V253H131ZM149 254V253H148ZM153 254H155V253H153ZM209 254V253H208ZM234 254V253H233ZM254 254V253H253ZM58 255V254H57ZM56 255V256H57ZM68 255V254H67ZM71 255H73L74 256V254H71ZM71 255H70V257H71ZM156 255V254H155ZM125 256H127V255H125ZM179 256H176V257H179ZM208 256V255H207ZM66 257V256H65ZM64 256H63V258H65ZM78 257V256H77ZM111 257H113L112 256V254H111ZM146 257V256H145ZM148 257V256H147ZM205 257V256H204ZM226 257V256H225ZM62 258V259H63ZM69 258V257H68ZM72 258V260H73V257H71ZM79 258V257H78ZM82 258V257H81ZM80 258V259H81ZM165 258V257H164ZM198 258H199V256H198ZM220 258V257H219ZM235 258V257H234ZM79 259V260H80ZM83 259V258H82ZM82 259H81V261H82ZM113 259V258H112ZM112 259H110V260H112ZM125 259V258H124ZM175 259V258H174ZM216 259H218V258H216ZM227 259V258H226ZM237 259H238V257H237ZM76 260H77V258H76ZM78 260V261H79ZM119 260H121V259H119ZM127 260V259H126ZM202 260V259H201ZM220 260V259H219ZM69 261H71L70 260V258H69ZM80 261V262H81ZM84 261V260H83ZM82 261V262H83ZM125 261V260H124ZM151 260L149 259V262H150ZM226 261V260H225ZM224 261V262H225ZM238 261V260H237ZM61 262V261H60ZM63 262H65V261H63ZM74 262V261H73ZM73 262H70L71 264H77V262L75 263H73ZM95 263H96V261H94ZM100 262V261H99ZM99 262H97V263H99ZM118 262V261H117ZM153 262V261H152ZM151 262V263H152ZM167 262V261H166ZM79 263V262H78ZM84 263V262H83ZM82 263V264H83ZM116 263V262H115ZM125 263H126V261H125ZM124 263V264H125ZM171 263V262H170ZM176 263V262H175ZM175 263H171V264H175ZM218 263V262H217ZM217 263H214V264H217ZM66 264H68V263H66ZM85 264H87L86 262H85ZM111 264H113L112 262H111ZM150 264V263H149ZM169 264V263H168ZM206 264H207V262H206ZM221 264V263H220ZM238 264V263H237Z\"/></svg>", "mask_w": 264, "mask_h": 264}]
</instances>
